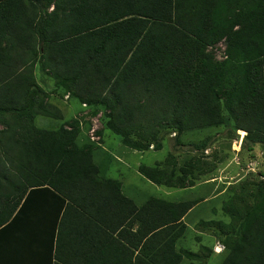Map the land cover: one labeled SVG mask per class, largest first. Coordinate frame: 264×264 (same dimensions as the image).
Instances as JSON below:
<instances>
[{"label":"trees","instance_id":"16d2710c","mask_svg":"<svg viewBox=\"0 0 264 264\" xmlns=\"http://www.w3.org/2000/svg\"><path fill=\"white\" fill-rule=\"evenodd\" d=\"M220 43L223 59L210 49ZM37 64L85 107L108 111L106 129L131 149L161 148L160 128L183 133L230 120L264 146V0L0 1V228L19 217L25 227L26 205L40 198L57 209L61 227L76 213L83 231L96 229L113 264L207 259L177 246L199 201L149 196L138 206L126 197L101 174L97 145H80L78 123L49 101ZM39 115L64 122L40 127ZM138 170L157 185H193L184 176L194 168L177 183L160 167ZM244 192L232 197L241 206L228 210L221 264H264V181Z\"/></svg>","mask_w":264,"mask_h":264},{"label":"rangeland","instance_id":"374dc122","mask_svg":"<svg viewBox=\"0 0 264 264\" xmlns=\"http://www.w3.org/2000/svg\"><path fill=\"white\" fill-rule=\"evenodd\" d=\"M224 48V43H220L210 49L217 59H223ZM78 110L64 111V121L78 123L80 145L90 143L99 147V150H95V160L106 176L122 177L125 184L132 185L131 191H139L145 196L143 198L155 196L199 201L184 216L189 229L179 242L180 246L208 258L194 261L185 258L183 264H204V261L205 264H221L228 252L223 245L225 232L233 219L228 210L241 206V201L234 202L232 197L240 198L244 191L247 194L248 190L264 181V146L248 142L245 139L246 131L241 134L234 120H230L220 127L183 133H177L172 127L160 128L158 139L161 148L156 149L151 144L148 150L140 153L124 145L119 135L106 129L108 111H95L89 107ZM64 121L39 115L36 125L56 128ZM208 136L211 138L208 147L205 150L196 149L195 145ZM111 154L119 160L113 159ZM139 164L164 169L176 183L177 177L184 174L183 168H194L184 176L193 185L169 187L154 184L139 173ZM201 221H212L213 226L197 234L190 226L197 229ZM219 223L223 224L225 231L218 228ZM204 247H211V252L208 253Z\"/></svg>","mask_w":264,"mask_h":264},{"label":"crops","instance_id":"0c3cea01","mask_svg":"<svg viewBox=\"0 0 264 264\" xmlns=\"http://www.w3.org/2000/svg\"><path fill=\"white\" fill-rule=\"evenodd\" d=\"M52 9L53 6L49 8V11ZM35 74L40 86L49 93V101L63 111V114L64 111H76L77 109L83 111L87 108L69 91H61L55 79L42 71L39 64L36 65ZM2 94L4 93L1 92ZM96 150H99V147ZM111 156L117 159L114 155L111 154ZM100 168L101 174L106 176L102 167ZM139 173L145 177L140 171ZM106 177L118 180L121 183L122 193L132 199L136 205L141 206L147 201L148 198H143L145 196L139 191L138 193L131 191L132 185L125 184L122 177ZM36 201H41V199H35L26 205L25 215L22 216L26 219L25 227L21 226L22 220L19 217L12 226L0 228V264H103L100 257L113 264L115 253L102 244L103 239H99L96 229L88 233L86 230L83 231L80 217H77L76 213L69 214V221H65L61 227V218L59 221L57 209H53L49 201L48 203H37ZM114 223L110 224L114 225ZM136 227L137 225L134 228ZM190 228L197 234L201 233V230L192 226ZM179 245L180 243L177 242L178 247ZM100 249L103 250L99 251ZM138 249L135 250V254ZM123 259L124 256H122Z\"/></svg>","mask_w":264,"mask_h":264},{"label":"bare ground","instance_id":"6f19581e","mask_svg":"<svg viewBox=\"0 0 264 264\" xmlns=\"http://www.w3.org/2000/svg\"><path fill=\"white\" fill-rule=\"evenodd\" d=\"M241 134H245V131L244 130H239Z\"/></svg>","mask_w":264,"mask_h":264}]
</instances>
